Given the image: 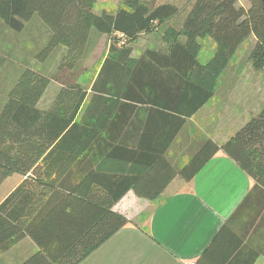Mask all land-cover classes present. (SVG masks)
<instances>
[{"label":"trees","instance_id":"16d2710c","mask_svg":"<svg viewBox=\"0 0 264 264\" xmlns=\"http://www.w3.org/2000/svg\"><path fill=\"white\" fill-rule=\"evenodd\" d=\"M96 1L0 0V18L14 30H23L35 15L50 28L42 60L64 49L52 75L24 69L0 109V185L15 172L30 173L0 203V248L25 236L39 248L20 264H78L130 223L112 207L135 185V176L114 178L92 159L83 164L84 157L95 159L107 148L106 157L117 155L115 122L125 106L140 102L179 113L171 117L169 144L186 118L213 97L247 38L254 37L248 54L253 67L264 68V0H119L116 11L101 13ZM160 25L166 27L164 47L136 56L135 42ZM93 33L107 35L108 52L86 87L80 78L87 68L80 61ZM204 36L216 43L207 62L198 57ZM52 80L60 89L41 109L37 104ZM89 89L92 101L77 119ZM155 90L167 95H151ZM220 150L255 180L253 192H264V108L222 145L208 139L180 173L192 179Z\"/></svg>","mask_w":264,"mask_h":264},{"label":"crops","instance_id":"0c3cea01","mask_svg":"<svg viewBox=\"0 0 264 264\" xmlns=\"http://www.w3.org/2000/svg\"><path fill=\"white\" fill-rule=\"evenodd\" d=\"M162 47L164 42L158 49ZM148 49L152 48L134 54L139 57ZM102 63L86 87L91 86ZM88 92L77 119L92 101V91ZM151 95L167 93L155 90ZM211 101L186 118L169 144L166 138L175 119L171 117L179 113L140 102L125 106L115 122L112 143L119 146L117 155L106 157L107 148L95 159L87 155L83 164L92 159L93 166L100 165L114 178L135 176V185L112 207L130 223L78 264H264V192H253L255 180L222 150L192 179L180 173L208 139L222 145L245 124L238 129L227 125L226 108L218 120H212ZM108 142L106 138L99 141ZM29 175L20 173L7 196ZM38 249L25 236L0 248V264H20Z\"/></svg>","mask_w":264,"mask_h":264},{"label":"rangeland","instance_id":"374dc122","mask_svg":"<svg viewBox=\"0 0 264 264\" xmlns=\"http://www.w3.org/2000/svg\"><path fill=\"white\" fill-rule=\"evenodd\" d=\"M242 3L248 2L242 0ZM118 7L119 0H97L95 12L101 13L104 10L114 12ZM165 28V25H160L156 31L142 34L134 44V52L140 54L147 48L158 49L163 43ZM49 35L50 28L39 15L26 22V27L21 31L14 30L0 18V109L24 69L31 67L50 76L58 68L64 52L62 47L53 51L45 60L40 57L48 43ZM200 41L202 46L198 57L201 62H207L215 53L216 43L210 36H204ZM252 43L251 37L241 43L219 77L214 98L212 97L210 102L213 110L210 115L213 117L212 120H218L221 110L226 108L227 120L224 122L230 127L233 126V129H238L264 108V68L256 70L248 57ZM108 44L107 35L93 33L89 48L80 61V64L87 68L80 78L84 86L89 84L99 69L108 51ZM59 86V83L52 80L37 106L49 107L56 97ZM19 176L20 172H15L0 185V202L7 196Z\"/></svg>","mask_w":264,"mask_h":264}]
</instances>
